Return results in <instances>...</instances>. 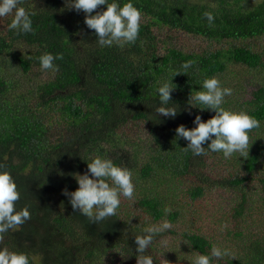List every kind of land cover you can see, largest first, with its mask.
Masks as SVG:
<instances>
[{"label": "trees", "instance_id": "trees-1", "mask_svg": "<svg viewBox=\"0 0 264 264\" xmlns=\"http://www.w3.org/2000/svg\"><path fill=\"white\" fill-rule=\"evenodd\" d=\"M133 2L142 26L136 43L123 48H101L69 0H23L36 13L32 33L15 34L7 27L12 16L0 18V164L17 184V210L30 211L0 247L28 253L30 264H137L135 235L167 219L171 229L147 250L154 264H192L213 245L229 250L219 264H264V0ZM205 11L215 15L212 26ZM45 52L62 54L57 71L41 70L37 58ZM185 61L192 67L173 77L169 102L177 115L163 117L155 112L156 88ZM253 73L261 79L249 86ZM213 75L232 89L224 107L260 121L246 158L207 149L196 156L175 135L178 125L194 127L197 114L214 115L187 103ZM97 154L131 169L135 192L121 197L115 216L96 223L74 210L63 190L78 187L73 174L86 172ZM222 190L227 208L214 203ZM128 201L140 209L134 221L120 216Z\"/></svg>", "mask_w": 264, "mask_h": 264}, {"label": "clouds", "instance_id": "clouds-1", "mask_svg": "<svg viewBox=\"0 0 264 264\" xmlns=\"http://www.w3.org/2000/svg\"><path fill=\"white\" fill-rule=\"evenodd\" d=\"M23 0H0V18L11 15L8 30L15 34L34 32L32 17L36 13L26 9ZM69 5L77 11L85 13L86 26L94 30L96 42L105 46L125 47L136 43L142 26V12L133 0H69ZM101 5H106L102 11H93ZM204 18L212 26L215 15L205 11ZM41 70H58L56 60L62 59V54L53 55L45 52L38 58ZM192 67V61L181 64L182 71H173L169 79L164 80L156 88L158 106L155 112L163 117L175 118L177 105H171V93L176 85L173 77L180 73L187 74ZM175 85V86H174ZM198 90H192L188 98L190 107L214 112L207 120L199 114L193 119L194 127L188 128L183 124L175 129L177 138L187 141L183 150H191L193 155L205 154V150L222 153L225 159L233 154L246 158L250 148V132L260 127V121L246 109H231L224 107L225 97L232 94L230 87L223 86L220 79L213 75L205 78ZM253 142V141H252ZM207 145L206 147L204 145ZM78 187L69 192L63 190L74 210H78L91 222H100L116 215L121 204V197L131 199L135 192L133 172L131 169L116 164L110 157L97 154L87 161V171L83 174H73ZM20 198L17 184L11 171L0 164V239L11 230H18L30 219L27 206L17 210L16 201ZM168 208L164 209L167 213ZM172 224L167 219L159 224H149L142 229V235H135L137 264H154V258L147 254L154 238L171 229ZM132 252V251H131ZM229 250L213 245L207 254H198L192 264H219ZM0 264H30V257L24 251L9 250L0 247Z\"/></svg>", "mask_w": 264, "mask_h": 264}, {"label": "rangeland", "instance_id": "rangeland-1", "mask_svg": "<svg viewBox=\"0 0 264 264\" xmlns=\"http://www.w3.org/2000/svg\"><path fill=\"white\" fill-rule=\"evenodd\" d=\"M231 1H232V0H231ZM247 1H248V3H249L250 5H252V4H256L257 2H259V1H261V0H247ZM238 4H239V3H238ZM240 75H242V73H239V74H237V75H229V76H233V77H235V76H240ZM40 78H41L42 80H47L46 77H45L44 75H40ZM249 78H250V81H249L248 84H249V86H250L251 83H254V82H257L258 80H260V79H261V76L258 75V74L253 73V74H251V76H250ZM242 80H243V79H241L240 82H243L244 87L248 89V88H249V87H248V84L245 83V82L242 81ZM240 82H239V85H240ZM226 85L228 86L227 82H226ZM237 105H238V104L235 103L234 106H237ZM213 159H214V158H213ZM213 159H209V161L212 162ZM261 161L264 162V156H263V155H262V157H261ZM159 189L161 190V192H164L163 194H165L166 191H169V190H170V186H167L166 183H165V184L163 185V187H162V188H159ZM208 196H209L211 199H213L211 195H208ZM228 198H229V193H227L225 190H222V191H220L219 193H217L216 196H215L216 202H214L215 205H216V207L220 208V206H221V207L227 208V206H229ZM177 209H178V203H177ZM139 211H140V209H138V208L135 206V203H134V202L128 201V202L126 203V205H124L122 211L120 212V216H121V218H123V219H127V218H129V219H133V221H134V216H133V215H137V214L139 213ZM132 214H133V215H132ZM254 221L259 222L258 220H254ZM249 222H250V224H251V221H249ZM259 223H260V222H259ZM233 225H234V223H233ZM241 225H243V223H241ZM260 225H261V223H260ZM255 230H256V229H254V231H255ZM219 237H220V238L222 239V241L225 242V243L227 242V243L229 244V242L231 241V239H230L228 236L224 235V234H219ZM219 237L216 236L217 241L219 240ZM157 239H158V237L155 238V241H157ZM219 244H220V242H219ZM164 245H165V247H166L169 251H171V247H173V245H172L171 243H164ZM162 246H163V244H161V245L159 244V245L157 246V248H161ZM165 251H166V250H165ZM194 257H195V255H194V256H189V257H187L186 262L192 260Z\"/></svg>", "mask_w": 264, "mask_h": 264}]
</instances>
